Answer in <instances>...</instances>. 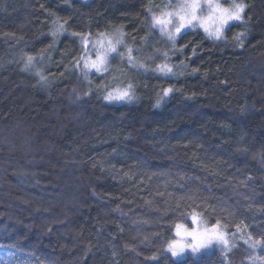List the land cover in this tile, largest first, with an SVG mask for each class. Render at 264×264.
<instances>
[{
  "label": "trees",
  "instance_id": "16d2710c",
  "mask_svg": "<svg viewBox=\"0 0 264 264\" xmlns=\"http://www.w3.org/2000/svg\"><path fill=\"white\" fill-rule=\"evenodd\" d=\"M164 3L0 0V264H264V0L223 50L192 30L160 44L144 20ZM113 24L173 69L130 104L76 79L80 36ZM193 214L259 243L177 260Z\"/></svg>",
  "mask_w": 264,
  "mask_h": 264
},
{
  "label": "clouds",
  "instance_id": "9594fccd",
  "mask_svg": "<svg viewBox=\"0 0 264 264\" xmlns=\"http://www.w3.org/2000/svg\"><path fill=\"white\" fill-rule=\"evenodd\" d=\"M84 5H88V0H84ZM224 5H227V7H224ZM237 5L243 6L244 9L241 13V20H231L224 25L216 24L212 31L215 32V28L220 27L221 33L219 37L209 34L201 27L202 18L211 17L215 20L219 16V13L214 11L218 6L220 8H235ZM153 12H159L165 23H154ZM246 12L247 5L245 0H176L175 3L169 2L159 7L155 5L150 7L145 15L144 25L150 33L158 34L160 44L170 50H177V45L182 40L184 31L187 29L196 31L201 39L209 41L214 47H219V50L233 45L234 42L242 48L245 31L233 34L231 29L235 25L244 24L246 30L247 24L243 19ZM181 16L185 18L184 21H181ZM188 21H191V23ZM181 23L184 24V27L177 32L176 29L180 28ZM165 25L167 26L166 31L164 30ZM109 36L113 37L111 45H109ZM101 38V33L94 32L90 37L81 35L78 41L81 51H85V39L88 42L87 44L92 45L91 48H87L85 51L83 59L81 56L77 57L78 60L83 61V64L76 68V72L79 73L76 79L79 82L82 77L83 82L87 85L86 89L80 92V95L95 92L98 99H104L110 88H121L129 89L131 93L132 98L130 100L127 99L126 102L138 100L137 89L140 86L138 77L149 73L159 78V72L156 70V64L160 59L159 49L156 54H143L142 45L137 46L136 41L124 30L123 25L113 24L105 26L103 34L105 45L103 47L100 46ZM74 43L77 42L74 41ZM97 48H99V51H96ZM98 52L104 53L103 63L99 68H86L84 60L90 57L89 53L96 58ZM165 53H163V56L168 58V53L167 56H165ZM76 91L77 89L73 88V92ZM77 98H80V96Z\"/></svg>",
  "mask_w": 264,
  "mask_h": 264
},
{
  "label": "snow or ice",
  "instance_id": "6c2138e0",
  "mask_svg": "<svg viewBox=\"0 0 264 264\" xmlns=\"http://www.w3.org/2000/svg\"><path fill=\"white\" fill-rule=\"evenodd\" d=\"M215 12L219 13V16L215 18V20H213L211 17L210 18H206L201 20V27L204 28V30L206 32H209V34H214L217 37H219L220 33H221V28L220 27H216L215 28V32H213L212 30L210 31L209 27L207 26L208 21H214L215 24L218 25H224L227 24L229 21L231 20H241V13L244 11L243 6L241 5H237L234 8V11H230L229 8H220L219 6L214 9ZM154 23L156 24H164L165 20L163 19L162 16H154ZM181 21H184V17L181 16L180 17ZM189 23H191V21H188ZM184 27V24L181 23L180 28L176 29L177 32H179L181 30V28ZM63 29V25H59V28L57 29L62 30ZM78 33H73V35H77ZM55 35V33H54ZM87 40L85 39L84 44L85 47H87ZM109 45H111V40H109ZM101 47H103V45H100ZM109 50H111V48H109ZM195 49H193V54H195ZM165 56H167V53H165ZM28 64H31L32 62V57L29 56L28 58ZM83 59V57H82ZM104 61V54L101 52L97 53V57L95 59H92L91 57L87 58L84 60V65L86 68H99V66L103 63ZM28 64L25 65V67H28ZM156 70L159 72H165V73H171L173 71L172 67H170L168 64H161V65H157L156 66ZM197 71V69H193V72ZM38 75H40V78L43 80L44 76L40 73H37ZM174 91V89L172 87H167L164 88L162 90V96L163 97H169L170 94H172ZM131 93L129 91V89H121V88H116L113 91L109 92L104 99L107 101H112V100H125V99H131ZM161 103V98H158L156 100V107H159ZM193 220L195 221L196 219V214H193ZM222 225H220L219 221H217L216 225L213 226L212 228V233L214 234V238L222 243L224 245V247L227 249L229 247V241L228 239L225 238V233L224 231H222ZM175 229H176V235L177 236H187V237H191V241L188 244H181L179 241L173 240L171 242L168 243L167 245V251L171 253V255L173 257H177L179 256L182 251L184 250L185 247H189L191 248V250L193 252L198 251L201 247H205L207 246L208 243L211 242V240H202L201 239V233L199 232H193V231H189L187 228H185L182 224H176L175 225ZM251 241V237H249L248 240H245V243H250ZM256 243H259V241H256ZM250 246H254L251 245ZM153 260L156 259L155 256L152 257Z\"/></svg>",
  "mask_w": 264,
  "mask_h": 264
},
{
  "label": "rangeland",
  "instance_id": "374dc122",
  "mask_svg": "<svg viewBox=\"0 0 264 264\" xmlns=\"http://www.w3.org/2000/svg\"><path fill=\"white\" fill-rule=\"evenodd\" d=\"M165 1H167V3H169V2L175 3L176 2V0H165ZM224 7H227V5H224ZM229 10L230 11H234V8H229ZM155 16H161V14L158 13V15H155ZM203 19H206V18H202V20ZM243 19H244V17H243ZM207 26L209 27V29L211 31L216 26V24H215L214 21H208ZM164 30L165 31L167 30V26L166 25L164 26ZM187 31H191V29L185 30L184 33L187 32ZM101 37L102 38L100 40V45H103L104 46L105 45V41L103 39V35H101ZM112 39H113V37H111V36L108 37V40H112ZM91 47H92L91 44H87V47H85V51L87 50V48H91ZM85 51H82L81 57H83L85 55ZM96 51H99V48H97ZM101 53H103V52H101ZM89 55H90V57L92 59H95V56L94 55H92L91 53H89ZM36 64L37 63L32 58V62L28 66H30V67L32 66L33 67ZM82 64H83V61H80L79 60L78 66L80 67V66H82ZM163 73H165V72H163ZM166 74H168V73H166ZM114 89H116V88H114ZM113 90L108 91V93L111 92V91H113ZM126 101H127V99H125V100H112V101H107V102L108 103H112V104H120V103L130 104V103L134 102L135 100H133L131 102H126ZM192 224L193 225L191 227L190 226L189 227L188 226H185L183 224L182 225L185 228H187L189 231L201 233V239L202 240H211V242L208 243L207 246L201 247L196 252H193L191 250V248H189V247H185L184 250L182 251V253L179 256L174 257L177 260H180V259H183V258H187V257H189L191 255H193L195 257H201V254L211 253L215 249L225 250L226 252H230V251H232L237 246V242H239V241H245V240H248L249 239V238H246L245 235L242 234V232L231 236L230 233H228L226 227L221 223L220 225L223 226L221 230L224 231L225 238L228 239V241H229V247L226 249L222 243L218 242L214 238V234L212 233V228H213L214 225H211V224L207 223L201 215H196L195 221L192 218ZM174 235H175V237H174L173 240L179 241L181 244H185L186 245V244H188L191 241V237H187V236H177L176 235V230L174 232ZM173 240H171V241H173ZM249 244L255 245L256 243L251 240ZM166 252L171 255V253L167 251V248H166Z\"/></svg>",
  "mask_w": 264,
  "mask_h": 264
}]
</instances>
